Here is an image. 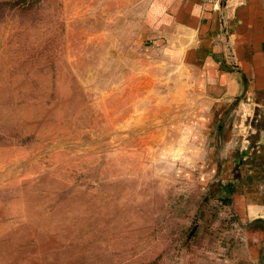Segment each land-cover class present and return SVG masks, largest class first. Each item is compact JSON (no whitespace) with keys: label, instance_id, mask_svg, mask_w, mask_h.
I'll list each match as a JSON object with an SVG mask.
<instances>
[{"label":"rangeland","instance_id":"obj_1","mask_svg":"<svg viewBox=\"0 0 264 264\" xmlns=\"http://www.w3.org/2000/svg\"><path fill=\"white\" fill-rule=\"evenodd\" d=\"M104 13L0 0V264H251L226 181L185 157L189 88Z\"/></svg>","mask_w":264,"mask_h":264},{"label":"crops","instance_id":"obj_2","mask_svg":"<svg viewBox=\"0 0 264 264\" xmlns=\"http://www.w3.org/2000/svg\"><path fill=\"white\" fill-rule=\"evenodd\" d=\"M98 3L106 20L123 21L150 58L172 72L173 83L189 88L184 100L193 105L183 129L202 144L185 157L200 167L202 181H226L218 194L231 199L247 259L264 264V0H223L220 7L204 0ZM241 109L253 113L242 141L234 119Z\"/></svg>","mask_w":264,"mask_h":264},{"label":"built area","instance_id":"obj_3","mask_svg":"<svg viewBox=\"0 0 264 264\" xmlns=\"http://www.w3.org/2000/svg\"><path fill=\"white\" fill-rule=\"evenodd\" d=\"M205 2L211 3L214 7H220L223 0H204Z\"/></svg>","mask_w":264,"mask_h":264},{"label":"trees","instance_id":"obj_4","mask_svg":"<svg viewBox=\"0 0 264 264\" xmlns=\"http://www.w3.org/2000/svg\"><path fill=\"white\" fill-rule=\"evenodd\" d=\"M229 189V188H228Z\"/></svg>","mask_w":264,"mask_h":264}]
</instances>
